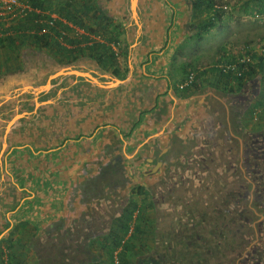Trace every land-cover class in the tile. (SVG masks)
I'll return each instance as SVG.
<instances>
[{"label": "crops", "instance_id": "1", "mask_svg": "<svg viewBox=\"0 0 264 264\" xmlns=\"http://www.w3.org/2000/svg\"><path fill=\"white\" fill-rule=\"evenodd\" d=\"M98 4L124 28L118 75L92 56L62 59L52 44L0 48V256L12 264H38L40 241L83 233L91 234L92 264L111 263L110 240H118L121 227L129 228L121 233L127 240L132 228L153 221L155 182L184 165L243 160L247 136L264 131V73L243 110L234 98L244 92L217 87L214 76L204 75L200 87L178 88L199 68L186 60L192 23L183 12L192 0ZM63 19L75 35L78 25ZM80 28L85 36H109ZM194 49L201 57L215 54ZM102 228L113 230L108 238Z\"/></svg>", "mask_w": 264, "mask_h": 264}, {"label": "flooded vegetation", "instance_id": "2", "mask_svg": "<svg viewBox=\"0 0 264 264\" xmlns=\"http://www.w3.org/2000/svg\"><path fill=\"white\" fill-rule=\"evenodd\" d=\"M254 97L234 99L243 110ZM154 186L153 221L130 230L114 264H124L128 252L132 264H264L263 133L247 136L243 160L184 165ZM98 232L102 238L111 234Z\"/></svg>", "mask_w": 264, "mask_h": 264}, {"label": "trees", "instance_id": "3", "mask_svg": "<svg viewBox=\"0 0 264 264\" xmlns=\"http://www.w3.org/2000/svg\"><path fill=\"white\" fill-rule=\"evenodd\" d=\"M30 3L35 8H39L42 13L30 12L24 21H20L18 24L14 25V29L18 30V34L14 36L1 37L0 36V48L6 46H17L19 48L23 47H37V48H47L48 44H52V50L61 55L62 59L69 61L75 60L79 56L88 55L96 59V61L106 67L108 70L111 69L115 75L120 73L118 55L115 50H113L108 43L119 42V37L124 31L122 24H116L111 16L107 14L101 7L90 4L89 0H23ZM264 7V6H263ZM225 5L222 0H192V11L193 17L198 21V33L197 36L202 38L203 34L210 29L216 27L217 23L222 20V14L224 13ZM54 12L58 14L61 18H66L67 20L73 22L74 24L84 28L86 31L90 32H104L109 35L107 38V43L93 41L92 45L82 46V43H89L92 39L89 36L82 35H66L63 36L59 28H63L64 24L58 22L60 27L49 28L48 23H46V18L49 17L47 13L44 12ZM91 19L94 20L95 26H91L89 23ZM33 30L32 32H26L24 29ZM23 30V32H21ZM48 31H44V30ZM61 37H63L61 39ZM64 41V42H62ZM70 46V47H69ZM225 48L222 46L221 49ZM51 50V51H52ZM225 54V51L222 52ZM255 53L253 57H255ZM234 59V58H233ZM194 69V67H192ZM191 68V69H192ZM216 70L213 68H205L200 71L196 77L195 82L192 87H200L203 84V76L210 75L214 76L216 79L215 84L217 87L223 89H229L232 91L236 86L241 92L245 89V85H253L251 82L254 79H258L259 85L263 78L260 73H264V62L261 60L257 64L250 63L249 69L245 71L243 76H234L231 74H216ZM255 76V77H254ZM234 84L230 89L231 84ZM259 85H255V90L259 92ZM244 88V89H242ZM250 90V89H248ZM254 92L251 94H258ZM261 104L264 105V93L263 101ZM264 134V131L260 134ZM260 134L254 135L249 138H257ZM129 231V228L122 226L119 232L118 240L113 243V248H110V260L111 263L115 262L114 252L121 245L122 240H125V234ZM112 233V229L109 230ZM121 233L124 235L121 236ZM84 234V233H83ZM81 235L83 239L68 240L65 238H53L49 240L40 241V244L35 246V254L37 256L38 264H91L93 261H97L92 257V250L90 246L91 234L85 233ZM78 236V235H77ZM65 240V242L63 241ZM43 241V240H42ZM0 264H12L13 258L7 256L8 260L4 258V253H1ZM91 260H89V259ZM17 262V260H16ZM125 264H128V260H125Z\"/></svg>", "mask_w": 264, "mask_h": 264}, {"label": "rangeland", "instance_id": "4", "mask_svg": "<svg viewBox=\"0 0 264 264\" xmlns=\"http://www.w3.org/2000/svg\"><path fill=\"white\" fill-rule=\"evenodd\" d=\"M222 1L223 4L225 5L224 8L225 11L222 14V20L219 23H217L218 26L210 29L211 31L209 30L210 33H208L209 31L204 33L202 38H199L195 34L199 29H197V25H198L197 19L196 18L194 19V17L192 18L193 16L192 9H187V11L184 10L185 12L183 13L187 12L189 15H191V23H192L191 26L192 36L190 39L187 40L192 46L187 47L186 52L192 51L193 53L188 54L186 56L188 57V59L186 60H196L197 63L199 64V66L196 67L203 69L210 68L213 64L217 62V61L214 62L215 59L218 60L217 59L219 56L218 51L220 53L221 51H223L221 50V46H225L224 44L227 43L231 45L229 50H233L230 52V54H232L233 56H239L244 54L245 48H247V46H250L249 48L257 50V52L255 53L256 54L255 57H253L254 63L257 64L259 61L261 62V60H263L264 62V51H259L264 49V7H263L264 0H222ZM94 2L95 5L96 3L98 4V0H95ZM96 6H99V4ZM253 8H255L254 11ZM142 11H144L143 7H142ZM130 16L131 18L129 17L130 19L129 21L132 20V24H133L137 19L133 17L134 14L132 10ZM92 20L93 19H91V21ZM116 24H120V22ZM121 36L119 37V42L121 43V48H122L124 44ZM204 45H206L208 49H213L215 54L212 55L211 52H208L207 54H203V57L198 56V53L195 51L194 48L198 47L199 48L198 51H200L201 49L206 48ZM184 77L181 80H183ZM252 81H253L251 82L252 85L253 84L257 86L259 85L260 81L258 79H254ZM255 85H253L252 88H250L251 86L245 85L244 87L245 89L242 88L244 89V94L249 96L253 92L254 94L257 93L258 91L257 89L255 90ZM232 90H234L237 94H240L241 92L239 89L236 88Z\"/></svg>", "mask_w": 264, "mask_h": 264}, {"label": "built area", "instance_id": "5", "mask_svg": "<svg viewBox=\"0 0 264 264\" xmlns=\"http://www.w3.org/2000/svg\"><path fill=\"white\" fill-rule=\"evenodd\" d=\"M30 12H37L42 13V11L39 8H35L30 3L23 1V0H0V36L1 37H8V36H14L18 34V30L14 29V25L18 24L20 21H24V19L27 17V15ZM49 15V17L46 18V23H48L49 28L53 29L54 27H60L58 25V22L64 23L66 20L58 16V14L54 12H44ZM26 32H32L33 30L26 29ZM21 32H23V30ZM75 29V35H78L82 37V35H86L87 33L81 29L80 27H74ZM45 32L48 31L47 29L44 30ZM60 33L63 36L68 35V31L63 28H59ZM63 37H61L62 39ZM92 39L89 43H82V46L92 45L93 41H99L103 43H107L106 36H91ZM64 42V41H62ZM109 46L116 51L118 57L120 56V42L115 43L111 42L108 43ZM250 46H247L244 50V54L239 56H233L230 54L231 51L225 52V54H222V56L217 60L215 64H213L210 68H213L216 70L218 74H231L234 76H243L246 70L249 69V64L254 63L253 54L257 52V50L249 48ZM259 51H264L259 50ZM233 57H232V56ZM234 58V59H233ZM205 69V68H204ZM203 68H197L194 71H190L183 80L178 82L177 86L179 89H185L186 87H190L193 85V83L196 80V77L198 76L200 71L204 70ZM209 69V68H207Z\"/></svg>", "mask_w": 264, "mask_h": 264}]
</instances>
